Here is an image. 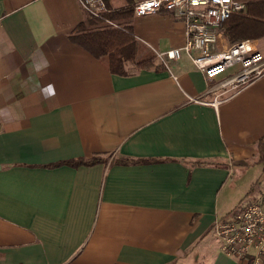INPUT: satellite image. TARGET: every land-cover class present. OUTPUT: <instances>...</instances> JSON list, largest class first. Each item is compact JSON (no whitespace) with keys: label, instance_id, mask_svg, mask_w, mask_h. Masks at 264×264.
<instances>
[{"label":"crops","instance_id":"0c3cea01","mask_svg":"<svg viewBox=\"0 0 264 264\" xmlns=\"http://www.w3.org/2000/svg\"><path fill=\"white\" fill-rule=\"evenodd\" d=\"M85 17L77 0H0V264H241L213 224L235 170L264 180V74L233 89L236 66L207 80L186 55L112 73L69 39ZM130 20L145 47L184 43L166 11Z\"/></svg>","mask_w":264,"mask_h":264},{"label":"built area","instance_id":"2783aa9c","mask_svg":"<svg viewBox=\"0 0 264 264\" xmlns=\"http://www.w3.org/2000/svg\"><path fill=\"white\" fill-rule=\"evenodd\" d=\"M89 17L117 27L109 12L108 0H77ZM245 10L243 0H134L136 16L166 11L180 20L184 43L167 50L150 48L159 64L169 69L171 60L186 55L192 65L212 80L236 66L234 74L223 85L239 89L264 74V54L256 39L246 38L228 42L222 34L224 21L232 14ZM217 98L214 97L215 103ZM220 250L241 264H260L264 261V196L249 201L233 214L213 224Z\"/></svg>","mask_w":264,"mask_h":264},{"label":"trees","instance_id":"16d2710c","mask_svg":"<svg viewBox=\"0 0 264 264\" xmlns=\"http://www.w3.org/2000/svg\"><path fill=\"white\" fill-rule=\"evenodd\" d=\"M243 1L245 13L232 14L223 23L224 34L230 42L264 36V0ZM132 4L133 1L130 0L127 5L112 8L107 1L110 10L105 15L112 20H119L118 26H101V20L86 15L68 35L69 39L90 52L112 73L127 75L128 62L137 70H161L163 67L157 63L154 53L134 37L130 24L126 25L133 15ZM257 148L264 151V136L258 140ZM101 160V157L93 156L64 163L76 166ZM115 161L126 162L122 159Z\"/></svg>","mask_w":264,"mask_h":264},{"label":"rangeland","instance_id":"374dc122","mask_svg":"<svg viewBox=\"0 0 264 264\" xmlns=\"http://www.w3.org/2000/svg\"><path fill=\"white\" fill-rule=\"evenodd\" d=\"M110 5L115 8L122 7L127 5L130 0H108ZM134 1V0H132ZM241 13H245V10ZM116 23H119V20H115ZM130 24L131 20L126 22V25ZM99 25L104 26L103 22H100ZM113 27V26H112ZM259 47L264 51V36L259 38ZM148 48V47H146ZM152 53L153 51L148 48ZM156 59V58H155ZM157 61V60H156ZM127 70L129 72L130 68L136 69L131 63H127ZM261 158L264 160V151H260ZM262 166H258L255 170V167L252 164H246L243 168L235 170L234 179L237 180L236 186L237 189L234 194H229L227 197L226 212L225 216L233 214L235 211L239 210L249 201L258 199L264 196V180H258L257 175L260 174ZM242 174V175H241ZM240 176V177H239ZM238 178V179H237ZM251 186V190H250Z\"/></svg>","mask_w":264,"mask_h":264},{"label":"clouds","instance_id":"9594fccd","mask_svg":"<svg viewBox=\"0 0 264 264\" xmlns=\"http://www.w3.org/2000/svg\"><path fill=\"white\" fill-rule=\"evenodd\" d=\"M44 91H45L49 96L55 95V86L52 85V84H49V85L46 86V88L44 89Z\"/></svg>","mask_w":264,"mask_h":264}]
</instances>
